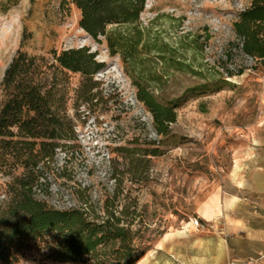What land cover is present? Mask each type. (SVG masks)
<instances>
[{
  "label": "rangeland",
  "instance_id": "1",
  "mask_svg": "<svg viewBox=\"0 0 264 264\" xmlns=\"http://www.w3.org/2000/svg\"><path fill=\"white\" fill-rule=\"evenodd\" d=\"M250 1L145 0L141 53L126 70L103 38L94 40L79 28L72 0H0V107L1 82L18 51L49 59L52 51L86 48L104 65L89 82L66 74L72 133L45 173L51 206L68 209L88 198L101 210L115 195L121 206L135 205L136 228L150 243L141 264H171L183 230L208 235L198 207L226 176L255 158L264 160V67L229 46L236 42L233 24ZM240 68L242 76L222 82L224 69ZM138 87L175 107L167 137L156 134L151 114L136 98ZM152 150L162 155L144 156ZM5 182L0 176V187ZM246 188L244 183L241 197L252 199ZM194 218L205 229L192 228ZM158 247L162 251L150 253ZM38 260L32 254L18 264Z\"/></svg>",
  "mask_w": 264,
  "mask_h": 264
},
{
  "label": "trees",
  "instance_id": "2",
  "mask_svg": "<svg viewBox=\"0 0 264 264\" xmlns=\"http://www.w3.org/2000/svg\"><path fill=\"white\" fill-rule=\"evenodd\" d=\"M145 0H72L80 13L78 26L92 39L105 40L111 57H119L126 70L141 53L140 15ZM108 27H114L111 32ZM241 56L264 67V0H251L233 24ZM143 48V46L141 47ZM228 55V54H227ZM86 48L52 51L50 58L18 51L5 70L0 107V264H18L32 254L35 264H137L150 250L139 234L136 206H121L116 195L96 210L91 200L57 209L48 203L45 173L72 133L63 87L66 74L85 81L103 69ZM256 70V68H252ZM224 69L225 79L242 76ZM137 100L153 118L157 135L167 137L175 123L174 106L159 104L138 87ZM162 155L158 150L144 156ZM134 208L132 211L130 209Z\"/></svg>",
  "mask_w": 264,
  "mask_h": 264
},
{
  "label": "crops",
  "instance_id": "3",
  "mask_svg": "<svg viewBox=\"0 0 264 264\" xmlns=\"http://www.w3.org/2000/svg\"><path fill=\"white\" fill-rule=\"evenodd\" d=\"M244 183L252 199L241 197ZM197 213L208 235L186 234L183 230L173 245L177 250L171 255V264H233L250 258L264 264V160L255 158L242 172L226 176ZM183 243L186 249L181 254L179 246ZM156 251L162 248L150 253L156 255ZM146 256L137 264L144 263Z\"/></svg>",
  "mask_w": 264,
  "mask_h": 264
},
{
  "label": "built area",
  "instance_id": "4",
  "mask_svg": "<svg viewBox=\"0 0 264 264\" xmlns=\"http://www.w3.org/2000/svg\"><path fill=\"white\" fill-rule=\"evenodd\" d=\"M201 220L199 218H194L193 220H190V226L194 229H203L204 227L201 225ZM233 264H258V259H247L242 262H237Z\"/></svg>",
  "mask_w": 264,
  "mask_h": 264
}]
</instances>
